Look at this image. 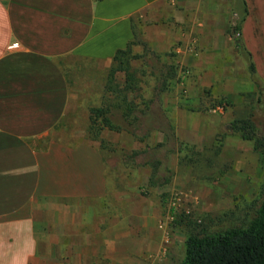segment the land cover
Returning <instances> with one entry per match:
<instances>
[{
    "label": "rangeland",
    "instance_id": "rangeland-1",
    "mask_svg": "<svg viewBox=\"0 0 264 264\" xmlns=\"http://www.w3.org/2000/svg\"><path fill=\"white\" fill-rule=\"evenodd\" d=\"M165 3L169 10L160 17L145 23L131 17L133 37L110 59H86L72 80L82 92L78 126L99 148L109 192L100 203H86L85 209L96 210L87 215L90 223L55 225L56 248L87 251L63 257L64 262L181 264L188 233L235 222L264 191L263 157L252 140L230 126L250 113L257 124L264 121V88L259 92L249 80L247 56L236 45L240 33L234 27L243 13H236L233 0L229 9L222 6L228 16L226 38L213 39L209 47L202 39L200 47L199 37L190 36L189 7L177 0ZM180 11L186 16L179 18ZM129 42L136 55L130 63L140 80L129 93L137 96L138 122L128 125L129 117L110 106L108 116L122 128L104 127L95 137L90 108L111 103L113 95L105 89L108 68L116 50ZM115 75L119 82L124 78L122 71ZM156 161L158 184L149 185ZM77 226L83 231L72 230Z\"/></svg>",
    "mask_w": 264,
    "mask_h": 264
},
{
    "label": "crops",
    "instance_id": "crops-1",
    "mask_svg": "<svg viewBox=\"0 0 264 264\" xmlns=\"http://www.w3.org/2000/svg\"><path fill=\"white\" fill-rule=\"evenodd\" d=\"M177 1L200 47L226 38L230 0ZM233 2L264 82V0ZM163 9L165 0H0V264H82L63 261L87 251L56 248L55 225L90 223L96 210L86 203L109 189L99 148L78 126L82 92L72 80L86 59H110L133 37L131 17L145 23Z\"/></svg>",
    "mask_w": 264,
    "mask_h": 264
},
{
    "label": "trees",
    "instance_id": "trees-1",
    "mask_svg": "<svg viewBox=\"0 0 264 264\" xmlns=\"http://www.w3.org/2000/svg\"><path fill=\"white\" fill-rule=\"evenodd\" d=\"M243 19L244 15L234 27L237 33H240ZM236 39L237 48L247 56L249 78L258 91L262 92L264 83L257 75L250 53L245 49L240 37H236ZM133 56L136 55L131 53L130 42L124 49H117L113 56V62L108 68L105 87L106 91L113 95V99L105 107L90 108L91 129L95 128V137L104 127L115 130L122 128V126L113 123L108 116L110 106L116 105L121 109L122 116L127 119L129 117L128 125L138 122L137 115L133 113L138 104L135 102L137 96L129 97V93L136 91L140 83L136 76V69H133L130 63ZM117 71H122L124 74V78L120 82L116 79ZM230 126L234 131L240 132L242 137L253 141V148L263 157L264 162V121L257 124L254 114L250 113L248 117L232 120ZM130 131L135 136L143 137L133 129ZM158 166L159 161H156L153 165V174L149 177V185L158 184L156 179ZM181 264H264V191L252 203L249 211L242 213L235 222L214 230L188 233L184 240Z\"/></svg>",
    "mask_w": 264,
    "mask_h": 264
}]
</instances>
